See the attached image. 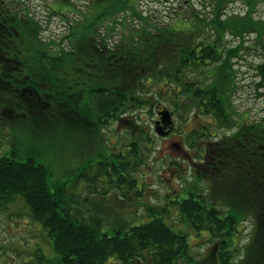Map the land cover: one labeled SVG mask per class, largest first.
<instances>
[{
    "label": "trees",
    "instance_id": "1",
    "mask_svg": "<svg viewBox=\"0 0 264 264\" xmlns=\"http://www.w3.org/2000/svg\"><path fill=\"white\" fill-rule=\"evenodd\" d=\"M81 1L86 10L72 11L79 18L67 14L64 34L45 39L46 26L28 7L18 0H0V99L3 95L11 99L10 106L3 102L4 112L28 115L47 136L51 131L81 133L95 139L97 146L107 141L101 138L110 124L126 125L131 139L119 146L127 150L123 156L118 149L117 159L123 162L117 165L128 176L123 177L116 164L110 173L120 174L118 184L140 196L132 171L154 140L147 132L151 125L141 119L139 110L147 106L151 114L159 104L157 94L148 92L149 84L158 91L165 86L174 117L187 121L193 114L213 117L225 130L218 140L201 144L197 140L209 137L210 130L189 134L187 141L199 151L201 164L195 169L193 187L175 202L183 223L196 232L226 237L225 249L236 225L253 220L255 234L247 260L251 256L256 264H264V120L238 123L244 116L236 113L232 95L237 74L233 59L250 47V37L254 49L264 51V21L254 18L258 0H244L243 15L224 13L238 0H202L204 5L211 3L214 15L198 14L185 27L153 23L152 16L138 11L135 0ZM59 2L69 8L72 1ZM77 8L73 3L69 9ZM136 20L142 24L139 30L130 25ZM119 26L125 32L115 40ZM229 39L238 45L226 48ZM257 70L264 81V62ZM44 113L54 114L53 125ZM18 197L52 239L61 255L59 264L191 261L188 233L167 224L161 209L151 207L150 219L128 230L121 226L114 235L102 233L100 219L88 222L69 214L60 192L51 191L45 166L33 158L20 162L0 156V211ZM221 264L238 262L224 251Z\"/></svg>",
    "mask_w": 264,
    "mask_h": 264
},
{
    "label": "rangeland",
    "instance_id": "2",
    "mask_svg": "<svg viewBox=\"0 0 264 264\" xmlns=\"http://www.w3.org/2000/svg\"><path fill=\"white\" fill-rule=\"evenodd\" d=\"M18 1L46 26L43 34L45 39H59L68 28L67 14L79 18L72 11L86 10V3L81 0H73L78 10L65 8L59 0ZM202 2L204 1L135 0V7L145 17L152 16V22L159 26L174 23L175 27H185L198 14L207 12L214 15L211 3L204 5ZM246 12L247 4L244 0L229 4L224 11L226 15H243ZM178 18L188 20L178 21ZM254 18L264 21V0H258ZM130 25L137 30L142 28L139 20ZM124 32L122 26H119L114 39L119 40ZM238 43L229 39L225 47L233 48ZM248 44L250 47L244 49L240 57L233 59L237 72L234 76L233 105L236 113L244 116L238 117L237 122L241 124L264 120V84L260 85L264 81L261 71L257 70V66L264 62V51L262 47L254 49L251 37ZM193 71L201 74L200 70ZM202 79L205 82L204 77ZM147 90H151L153 95L157 94L159 104L151 114L147 106L139 110L141 119L151 125V129L146 130L154 140V144L149 145L151 151L146 152L143 162L134 166L132 171V175L137 178L140 196L135 190L128 189L127 185L118 184V175L128 176L121 165H117V162H123V158L117 159L118 149L120 152L122 149L123 156H126L127 150L125 146H119L131 139L123 124L112 123L103 130L101 141L103 138H107V141H100L101 146L95 144V139L90 140L81 133L77 135L67 131L56 135L51 131V136H47L46 132L33 125L28 115L4 112L6 108L3 102L8 95H3L0 99V156L13 157L20 162L33 158L45 166L49 171L50 189L54 193L60 192L69 214L88 222H91L90 219H100L103 222L102 233L114 235L121 226L128 230L134 224L146 222L150 219V208L156 207L165 214L167 224L176 227H172L174 230L179 228L188 233L191 261H181L179 264H221L224 251L229 252L231 259L238 264H256L251 256L247 260L248 247L255 234L253 220L248 219L236 225L233 236L228 239L229 246L223 249L227 245H223L226 237H213L205 231H194L183 223L175 204L195 184V169L201 164L199 151L191 146L192 140L189 141L190 144L187 141L190 140L189 134L194 130L199 133L201 130H210L209 137L197 140V144H201L203 141L218 140L225 130L219 127L213 117L193 114L188 116L187 121L176 114L173 118L174 127L169 135L159 136L155 129L157 111L163 107L174 111V106L171 105V96H168L169 91L165 86L159 89L161 95L158 94V88L151 84ZM44 114L53 125L54 114ZM108 142L110 145H106ZM113 164L117 165L120 174L111 177ZM60 260L61 255L54 249L52 239L40 223L32 220L31 209L22 198L18 197L0 211V264H59Z\"/></svg>",
    "mask_w": 264,
    "mask_h": 264
},
{
    "label": "water",
    "instance_id": "3",
    "mask_svg": "<svg viewBox=\"0 0 264 264\" xmlns=\"http://www.w3.org/2000/svg\"><path fill=\"white\" fill-rule=\"evenodd\" d=\"M158 115L161 116V120L157 122L156 132L159 136L166 137L168 136L170 131H166L165 129L168 127H172L174 124L172 121V112L167 109H164L160 111Z\"/></svg>",
    "mask_w": 264,
    "mask_h": 264
},
{
    "label": "flooded vegetation",
    "instance_id": "4",
    "mask_svg": "<svg viewBox=\"0 0 264 264\" xmlns=\"http://www.w3.org/2000/svg\"><path fill=\"white\" fill-rule=\"evenodd\" d=\"M67 1H72L71 3L70 2H68L69 4H68V6H70L69 8H71V6H73V0H67ZM7 102H8V106H10L11 105V99L9 98V99H7L6 100ZM7 106V107H8ZM12 112H14V110H12L10 113H12ZM160 120V117H158V119H156V122H158ZM165 129V128H164ZM167 129V128H166ZM204 142H207V141H204ZM179 149H182V150H185L184 148H182V147H179Z\"/></svg>",
    "mask_w": 264,
    "mask_h": 264
}]
</instances>
